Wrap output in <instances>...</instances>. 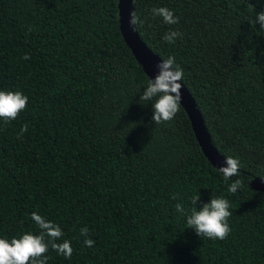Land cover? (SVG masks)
<instances>
[{"label": "trees", "instance_id": "trees-1", "mask_svg": "<svg viewBox=\"0 0 264 264\" xmlns=\"http://www.w3.org/2000/svg\"><path fill=\"white\" fill-rule=\"evenodd\" d=\"M156 7L179 22L164 24ZM133 11L145 44L175 57L213 145L239 158L238 176L225 182L211 165L181 105L155 124L118 0H0V90L29 97L16 120H0V238L39 234L36 212L74 249L65 258L49 245L46 264H264V191L250 185L264 179V29L254 23L264 0H134ZM169 30L183 38L165 42ZM197 193L198 208L229 201L226 239L200 237L176 211L190 214Z\"/></svg>", "mask_w": 264, "mask_h": 264}, {"label": "clouds", "instance_id": "clouds-1", "mask_svg": "<svg viewBox=\"0 0 264 264\" xmlns=\"http://www.w3.org/2000/svg\"><path fill=\"white\" fill-rule=\"evenodd\" d=\"M152 15L161 17L164 24L174 25L179 22V17L167 7H156L151 9ZM130 25L134 29L142 26L144 21L133 11L130 15ZM254 23H259L264 29V11L257 14ZM177 38H183V33L177 30H169L163 36V40L169 44L176 42ZM23 59L28 60L30 56L25 54ZM159 71L157 75L150 79L147 87L144 89L140 97L141 101H152L155 124L166 123L172 121L180 110L181 104V88L180 81L183 79L184 73L179 64L176 63L175 57L170 56L157 65ZM29 97L21 91H4L0 90V120L5 122L16 120L19 114L27 107ZM28 131V125L25 124L18 138ZM240 168L239 158L227 156L225 164L219 168L223 174L225 182L229 181L233 176H238ZM243 187V180L236 179L228 188L230 193H236ZM179 196L178 193L173 194V199ZM200 200V193L190 197L193 207L190 214H187L182 203H177L175 209L178 213L187 215V228L194 229L200 237H206L212 240H224L231 232L229 225V217L232 215L230 211V203L224 197H212V199L204 203L202 207H197V201ZM32 220L38 226L39 234L24 233L20 237H13L9 242L8 239L0 238V264H46L47 256L45 253L49 250V245L58 254L65 258H71L73 247L69 240L60 241L63 236L61 227L36 212L31 214ZM89 229L84 226L80 229L82 236H88ZM45 237L48 240H45ZM85 246L93 247L92 239L84 240ZM43 257V259H41Z\"/></svg>", "mask_w": 264, "mask_h": 264}, {"label": "water", "instance_id": "water-1", "mask_svg": "<svg viewBox=\"0 0 264 264\" xmlns=\"http://www.w3.org/2000/svg\"><path fill=\"white\" fill-rule=\"evenodd\" d=\"M133 9L134 0H118L119 29L134 58L150 80L157 75L159 71L157 65L162 59L145 44L136 28L134 29V26L130 25L129 20ZM180 83L182 84L180 105L188 116L202 153L211 165L219 171V168L225 164L226 158L213 145L204 118L192 94L182 81ZM250 185L254 189L264 191V179L255 177L250 181Z\"/></svg>", "mask_w": 264, "mask_h": 264}]
</instances>
